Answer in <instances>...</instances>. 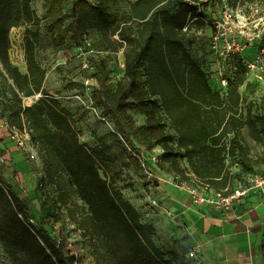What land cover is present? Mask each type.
Here are the masks:
<instances>
[{
	"label": "trees",
	"instance_id": "1",
	"mask_svg": "<svg viewBox=\"0 0 264 264\" xmlns=\"http://www.w3.org/2000/svg\"><path fill=\"white\" fill-rule=\"evenodd\" d=\"M32 1L0 0V64L10 81V98L0 105L11 126L29 131L42 164L41 182L54 189L55 206L65 210L69 223L87 240L95 264H187L185 251L167 254L156 246L153 226L141 222L136 208L116 188L118 178L107 176L113 164L108 154L82 144L72 113L45 91L47 70L35 55L37 29L26 30L23 37L26 72L11 63V30L41 24ZM42 1L54 48L64 45L65 32L79 40L95 30L105 43L116 44L115 35L124 42L123 76L115 85L106 63L95 61L92 100L110 114L127 148L159 147L160 162L181 181L192 177L216 191L234 185L226 173L227 153L239 157L243 173H253L264 164L239 138L247 129L264 155V114L252 115L250 107L242 108L244 67L234 65L225 92L218 87L214 91L209 84L213 65L205 58L198 61L190 51L189 31L205 25L200 8L214 0H76L68 26L63 20L65 0ZM123 1L127 9L121 7ZM169 2L173 11L164 8ZM39 94L42 97L33 105H23V98ZM129 111L142 113L144 124H135ZM160 111L174 130L175 143L165 132ZM130 162L137 174L143 171L132 153ZM27 168L26 162L23 169ZM23 210L24 202L0 182V241L11 263L72 264L69 253L27 221ZM260 253L264 264V244Z\"/></svg>",
	"mask_w": 264,
	"mask_h": 264
},
{
	"label": "rangeland",
	"instance_id": "2",
	"mask_svg": "<svg viewBox=\"0 0 264 264\" xmlns=\"http://www.w3.org/2000/svg\"><path fill=\"white\" fill-rule=\"evenodd\" d=\"M76 0H65L63 6V20L65 26H68L74 17L73 7ZM93 3V0H87ZM121 7L127 9V2L120 3ZM164 8L173 11L174 8L171 2L164 5ZM31 9L42 21L38 27L33 25H25L20 27V31L12 34L14 51H18L23 43V37L26 30H38L39 41L35 47V55L38 63L47 70L46 79L44 82V89L49 95L59 101V103L69 110L75 119V129L79 135V140L82 144L86 145L90 149H103L113 161V164L107 176L115 175L118 178L116 188L119 189L123 196L129 200L133 195L146 189L148 186L155 187V179L148 181L144 171L137 174L134 171V167L130 162L131 152L128 150V146L121 140L120 136L114 130V124L110 114L105 111L101 106L94 101L97 112H92L83 103H89L92 98L91 90L87 91L82 81L84 78H88V73L80 71L79 63L73 58L74 46L77 43V38L71 34L65 32V43L59 48H54L51 42V28L49 22L45 17V7L42 0H33L31 2ZM201 13L205 16L203 23L205 24L201 28L193 27L189 31V42L191 44L190 51L192 55L200 61L201 59H207L210 65L213 63L211 54H209V41L213 26L216 23L221 22L225 15L232 16V22L228 24V32L226 37L231 43L240 45L243 51L240 55H235L230 63L232 66H243L247 61H252L255 58L261 47L264 48V0H257L251 2L248 0H221L209 2L203 9L200 8ZM90 41L94 47L95 56L99 60H103L108 69L111 71L110 82L115 85L117 81L123 76L124 70V56L123 46L117 42L114 45L105 43L102 41L99 34L93 30L88 33ZM250 40V41H249ZM19 64V70L22 73L26 72V65L22 62ZM244 67V66H243ZM230 70H233L232 68ZM209 75V84L211 88L216 91L218 87V81L215 79V75ZM77 83L79 88L74 89L72 85ZM10 81L6 80L0 66V103L10 98L8 93V85ZM95 85H97L95 83ZM93 89V87L91 86ZM239 92L243 97V109H252V115L264 114V86L258 82H248V84L240 87ZM79 94L81 100L77 101L72 96L73 94ZM91 93V94H90ZM42 95H36L29 98H23L24 106L33 105ZM255 97V98H254ZM31 98V101L29 99ZM253 99V100H250ZM261 100V101H260ZM251 103L250 105H247ZM2 109L3 106L0 105ZM133 122L137 125H142L145 122V116L140 112L129 111L128 112ZM164 129L167 135L171 139V143H175L176 137L174 130L170 122L164 117L163 112L158 113ZM104 118L105 120H103ZM240 142L250 147L251 156L254 159H263L262 148L256 145L250 138L247 129L242 130L239 133ZM233 136L227 138V142H231ZM156 155H160L163 151L161 148L156 147ZM132 150V149H131ZM137 153L142 154V150L135 148ZM23 155L24 161H26L30 167H33L34 172H42V164L38 157L36 148L34 149L33 157L31 153L19 150ZM135 152V151H134ZM143 158L147 163L148 154L143 155ZM157 167L160 171L164 172V175L172 174L168 164L162 161L158 163ZM12 166L0 167V182L3 185H8L2 180V172ZM155 169V168H154ZM153 171L155 173V170ZM13 174L16 170L13 169ZM172 172V173H171ZM161 174V173H159ZM42 178H36V180L25 179L22 176V181L15 177V183H31L36 185L35 200L32 208H28L24 205L23 216L27 221L32 223L37 229H43L47 236L55 241H61L62 246L70 248L69 244H73V249L78 251L82 256L83 264H95L90 254L87 240L83 237L82 233L76 231L71 227L65 210L57 208L55 202V191L52 187L45 186L41 182ZM173 184H177V180L174 178ZM168 183L170 181H167ZM167 183V184H168ZM170 184V183H169ZM142 192V191H141ZM0 264H12L9 257L4 251L2 242L0 241Z\"/></svg>",
	"mask_w": 264,
	"mask_h": 264
},
{
	"label": "crops",
	"instance_id": "3",
	"mask_svg": "<svg viewBox=\"0 0 264 264\" xmlns=\"http://www.w3.org/2000/svg\"><path fill=\"white\" fill-rule=\"evenodd\" d=\"M135 148L142 150V155L148 154V161L157 152L156 147L150 151L139 145ZM19 150L0 120V153L6 159L4 166H12L2 172V180L31 209L36 203V185L33 182L20 185L14 179L21 180L23 176L36 180L43 173H35L33 167L23 169L26 161ZM154 170L161 180H155L154 188L150 185L141 189L128 201L138 211L141 222L153 226L154 242L161 251L167 254L185 251L187 264H263L260 248L264 244V195H252L232 209L219 212L206 205H192L189 196L173 184L174 178L179 182L178 176L172 172L164 175L158 167ZM153 199L157 201L156 207L149 204ZM167 211L174 218L168 217ZM189 253H194V257L188 258Z\"/></svg>",
	"mask_w": 264,
	"mask_h": 264
},
{
	"label": "built area",
	"instance_id": "4",
	"mask_svg": "<svg viewBox=\"0 0 264 264\" xmlns=\"http://www.w3.org/2000/svg\"><path fill=\"white\" fill-rule=\"evenodd\" d=\"M262 19L264 20V15ZM231 22L232 16L225 15L221 22H218L215 24V26H213L209 41V48L213 60L212 76L215 75V79L218 81V88L223 92H225L227 88L229 75H231V72L236 69L231 65L230 61L235 55H240L243 51V48L240 45L231 43L230 40L226 37L227 32L229 31L228 24ZM19 31L20 27L13 28L9 36L10 45L8 55L11 63L16 67H19V64L17 62H22L23 65L25 64L23 43L18 51H14L15 48L12 34ZM113 39L122 44V46L124 47L125 44L123 41L119 40L118 35H115ZM73 58L76 59L79 63L81 72L91 75L88 78H84L82 83L86 87L87 91L91 90L90 92L92 93L94 87H96V82L93 79L92 75L94 73L95 61L98 59L95 56L94 47L90 41V37L88 34H84L79 40H77V43L74 46L73 50ZM242 64L246 72L245 84L254 81L264 86V48L261 47L259 49L258 55L256 53L255 58L252 61H247V63L245 64L243 62ZM231 68L233 70H230ZM91 86L93 87V89L91 88ZM72 97L77 101L83 103L79 94H73ZM83 104L92 112H97L92 98L90 99L89 103ZM0 118L1 126L7 130L9 137L16 144V146L23 151L31 153V156L33 157L35 147L31 141L30 134L27 128L24 127L22 130H19L11 126L3 117V111L1 108ZM102 119L105 120L104 118ZM128 150L139 162L146 175V178L149 181L155 179L158 182L159 180H161L150 169L153 166L155 168L157 167L160 161L159 155L152 154L149 163H147L141 153H137L136 151L134 152L129 148ZM5 164L6 159L0 154V167L4 166ZM225 164L227 175L230 179L234 180V185L231 188H227L224 191H216L209 185L200 183L198 180L192 177H190V180L188 182H183L178 177L179 182L176 184V188L189 196L192 205H206L211 209L219 212H224L232 209L243 199H246L252 195H264V164L256 168L253 173H243L239 157L236 155L230 156L228 153L226 154ZM149 204L153 207H156L157 201L155 199L150 200ZM166 215L168 217L174 218V214L170 211H167ZM56 245L57 247L61 246L65 250V248L61 244V241H56ZM69 246L70 248L66 247V249L67 253H69V255L73 258L72 264H83L81 254L72 248V243H70ZM193 257L194 253L188 254V258L191 259Z\"/></svg>",
	"mask_w": 264,
	"mask_h": 264
},
{
	"label": "bare ground",
	"instance_id": "5",
	"mask_svg": "<svg viewBox=\"0 0 264 264\" xmlns=\"http://www.w3.org/2000/svg\"><path fill=\"white\" fill-rule=\"evenodd\" d=\"M29 101H31V98L29 99Z\"/></svg>",
	"mask_w": 264,
	"mask_h": 264
}]
</instances>
